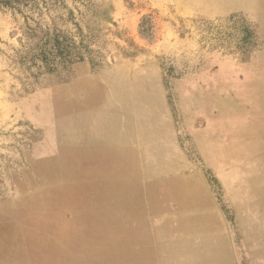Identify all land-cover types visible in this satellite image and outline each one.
Instances as JSON below:
<instances>
[{
	"label": "rangeland",
	"instance_id": "374dc122",
	"mask_svg": "<svg viewBox=\"0 0 264 264\" xmlns=\"http://www.w3.org/2000/svg\"><path fill=\"white\" fill-rule=\"evenodd\" d=\"M0 264H264V0L0 4Z\"/></svg>",
	"mask_w": 264,
	"mask_h": 264
},
{
	"label": "trees",
	"instance_id": "16d2710c",
	"mask_svg": "<svg viewBox=\"0 0 264 264\" xmlns=\"http://www.w3.org/2000/svg\"><path fill=\"white\" fill-rule=\"evenodd\" d=\"M31 2L32 0H0V4L11 8H20L21 6L28 5ZM56 43L59 44L58 40H56ZM46 53L49 54L48 52Z\"/></svg>",
	"mask_w": 264,
	"mask_h": 264
}]
</instances>
